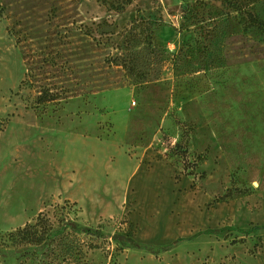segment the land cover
Segmentation results:
<instances>
[{
  "label": "rangeland",
  "instance_id": "obj_1",
  "mask_svg": "<svg viewBox=\"0 0 264 264\" xmlns=\"http://www.w3.org/2000/svg\"><path fill=\"white\" fill-rule=\"evenodd\" d=\"M38 215L264 264V0H0V264Z\"/></svg>",
  "mask_w": 264,
  "mask_h": 264
},
{
  "label": "trees",
  "instance_id": "obj_2",
  "mask_svg": "<svg viewBox=\"0 0 264 264\" xmlns=\"http://www.w3.org/2000/svg\"><path fill=\"white\" fill-rule=\"evenodd\" d=\"M40 97L43 102H52L60 99L59 94L50 89L41 88ZM184 142L175 145L178 153L185 152ZM264 229V226H253L245 234ZM81 234L104 238L100 230L82 228L76 222L61 220L55 225L43 215H38L33 224H26L6 235V241L1 243L5 249H10L11 253L23 256L29 251L41 252L44 258L51 260L60 259L61 262L55 264H87V255L93 249L94 244L86 243ZM9 242V243H8ZM3 250H0V252ZM33 255V254H31Z\"/></svg>",
  "mask_w": 264,
  "mask_h": 264
},
{
  "label": "crops",
  "instance_id": "obj_3",
  "mask_svg": "<svg viewBox=\"0 0 264 264\" xmlns=\"http://www.w3.org/2000/svg\"><path fill=\"white\" fill-rule=\"evenodd\" d=\"M136 243L141 245H150L155 251L159 247H164L166 242H162V234L159 232H149V234H142L141 236H135ZM176 251L175 249L166 250L163 253L149 252L148 249L134 248L125 249L117 256L109 255L106 257L103 253L90 251L87 255V264H184L182 262L177 263L172 260L171 254ZM93 258L97 261L94 263ZM187 264H221L210 261L208 263H199L198 258L193 256V253H189Z\"/></svg>",
  "mask_w": 264,
  "mask_h": 264
}]
</instances>
